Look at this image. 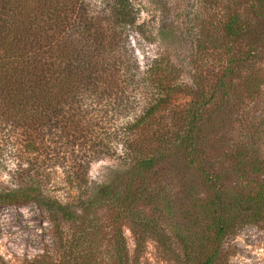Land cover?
Segmentation results:
<instances>
[{"label": "trees", "instance_id": "trees-1", "mask_svg": "<svg viewBox=\"0 0 264 264\" xmlns=\"http://www.w3.org/2000/svg\"><path fill=\"white\" fill-rule=\"evenodd\" d=\"M150 1L158 19L139 23L142 0H0V205L32 203L59 230L28 264H130L124 222L136 251L148 239L169 250L171 232L185 264H216L239 226L264 224V116L253 124L259 141L216 157L226 110L264 95V0H195L182 30L168 20L176 8ZM132 28L186 37L188 78L170 61L141 65ZM210 55L224 63L207 90ZM117 152L128 165L86 195L89 163ZM171 165L203 190L187 208L164 191ZM152 205L168 231L145 215ZM100 211L109 255L97 250Z\"/></svg>", "mask_w": 264, "mask_h": 264}, {"label": "rangeland", "instance_id": "rangeland-1", "mask_svg": "<svg viewBox=\"0 0 264 264\" xmlns=\"http://www.w3.org/2000/svg\"><path fill=\"white\" fill-rule=\"evenodd\" d=\"M144 10H140L137 22L145 19L157 18L156 8L150 0H142ZM172 6L168 20L173 21L177 30H182L183 24L191 13L195 0H165ZM175 1L178 3L176 5ZM144 4V5H143ZM197 5V2H196ZM212 13V12H211ZM154 19V20H156ZM156 24V22H155ZM184 29V28H183ZM130 30L129 43L141 65L160 59L163 62L170 61L181 69L183 79H187L185 71L190 69L189 51L190 44L182 35L157 34L143 38L138 32ZM176 36V37H175ZM179 36V37H178ZM224 63L222 55H210L206 62V77L204 79L207 90L215 87V82L220 74V68ZM264 90V84L261 86ZM258 106L255 103L245 105L244 109L230 108L226 110L229 114L228 122L219 133L221 136V149L217 151L218 159L222 152L228 150L234 143L243 142L249 144L253 140L259 141V136L253 134L255 123L264 116V95L259 97ZM255 109H257L256 112ZM255 114V115H254ZM251 148L250 146H247ZM260 148L264 151V142L260 139ZM118 152L114 155L102 156L89 163L86 176V195H91L102 183L107 182L116 171L124 169L128 165ZM5 164H0V182L6 184L7 171ZM163 177V185L170 204L177 209H184L190 205L192 197H202L203 190L197 183H191L181 177L182 169L176 166H169L160 172ZM160 206H147L144 209L146 216L161 223L164 230L168 227L164 222L163 212H159ZM101 211L96 213L100 234L98 235L97 250L101 253H111L112 241L108 234L107 216ZM160 220V221H159ZM180 220V218H179ZM127 256L130 264H185L182 249L179 243L169 232L170 243L168 248H163L154 240L148 239L135 250L134 237L130 231L129 224L124 222L121 226ZM59 230L53 229L52 224L44 218L43 213L34 204L24 205H0V264H28L36 255L52 251L57 242ZM56 259L60 253L54 254ZM61 259V258H60ZM216 264H264V224H245L239 226L236 231L226 237L222 243V253Z\"/></svg>", "mask_w": 264, "mask_h": 264}]
</instances>
